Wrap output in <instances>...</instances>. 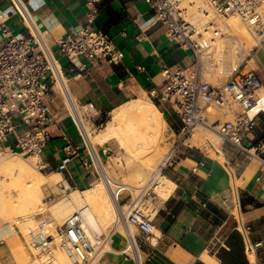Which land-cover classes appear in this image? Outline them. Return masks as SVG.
<instances>
[{
	"label": "built area",
	"instance_id": "built-area-1",
	"mask_svg": "<svg viewBox=\"0 0 264 264\" xmlns=\"http://www.w3.org/2000/svg\"><path fill=\"white\" fill-rule=\"evenodd\" d=\"M147 1L153 11L154 22L165 26L168 39L192 50L195 61L187 67L166 65L162 71L165 78L162 87L151 91L153 99L159 103L167 102L175 109L181 125L177 130H171L168 151L154 179L135 188L112 179L101 169L105 161L96 146L88 141L85 112L78 117L75 115L74 109L82 110V107L68 84L69 72H84L88 62H123L125 53L116 40L96 26L102 0H88L85 24L72 27L54 43L38 22L30 0H9L13 14H18L24 22L23 29L15 31L6 19L0 17V153L36 156L39 157V167L48 169L42 155L52 139L50 125L54 114L51 101L57 86L65 97L67 112L82 139V144L72 140L65 144L67 155L59 164V170H68L73 157L85 150L84 166L105 182L118 203V212L106 231L89 229L81 212H75L58 225L55 233L49 232V221L43 220L31 232V245L46 257L48 263L55 260L58 244L72 264H101L106 253L113 248L114 237L120 234L126 243L119 252L134 264H145L143 246L152 241L156 228L154 219L158 202L154 180L158 174L177 163L184 149H204L193 142L201 129L217 134L241 151L249 150L245 139L256 117H251L249 110L258 103L264 81L257 70L241 71L239 65L232 69L223 83H213L205 77L203 57L210 53L213 40L222 33L219 22L211 17V10L221 17L239 15L261 31L264 28V0H203V4L193 0ZM201 20H205L203 24ZM63 58L68 61L66 66L61 62ZM218 111L235 114L232 119L219 116L212 119ZM91 125L97 130L103 122L94 121ZM206 142L220 152L209 137H206ZM259 158L264 161L262 155ZM244 229L248 233L250 227L246 225Z\"/></svg>",
	"mask_w": 264,
	"mask_h": 264
},
{
	"label": "crops",
	"instance_id": "crops-1",
	"mask_svg": "<svg viewBox=\"0 0 264 264\" xmlns=\"http://www.w3.org/2000/svg\"><path fill=\"white\" fill-rule=\"evenodd\" d=\"M30 7L54 43L72 27L85 24L89 4L88 0H30ZM152 16L147 0H102L96 26L116 40L125 56L119 64L88 62L84 72H69L71 93L90 124L99 123L125 103L152 97L151 91L160 89L164 83L162 71L166 65L187 67L195 61L193 51L168 39L165 26L154 22ZM0 17L15 31L24 27L21 17L13 14L9 0H0ZM54 49L59 55L58 48ZM257 54L258 68L250 69L257 70L264 79V40ZM61 62L64 66L68 63L64 58ZM247 66H241V71H246ZM55 91L51 101L52 139L42 155L49 171L59 170L67 155L64 146L68 140L82 144L67 112L65 97L57 86ZM157 105L169 128L177 130L181 120L175 109L167 102ZM77 110L83 115L81 109ZM77 110L74 109L76 116ZM229 112L235 114L225 113ZM113 143L114 139L96 143L103 160L109 156ZM245 144L248 151L223 141L222 153L216 152L217 157L204 149L187 148L177 163L165 170L172 191L167 198L157 201L155 233L152 241L143 246L145 264H264V161L259 158L264 155V115L261 112L256 115ZM85 155L86 151H81L68 163V170L60 172L80 191L92 188L98 179L95 172L84 166ZM246 225L250 227L248 233L244 229ZM125 243V238L117 234L113 248L101 264H134L119 252ZM14 249L0 228V264H20Z\"/></svg>",
	"mask_w": 264,
	"mask_h": 264
},
{
	"label": "rangeland",
	"instance_id": "rangeland-1",
	"mask_svg": "<svg viewBox=\"0 0 264 264\" xmlns=\"http://www.w3.org/2000/svg\"><path fill=\"white\" fill-rule=\"evenodd\" d=\"M186 1L188 2L191 0H186ZM193 1H195V0H193ZM200 1L201 2H198V1H195V2L197 4H201V3L203 4V0H200ZM214 15H216V14L214 13ZM219 17L221 18V20H219L220 19ZM219 17H218V19L217 18L216 19L218 22L220 21L219 22L220 27H222V25H224L223 24L224 21L225 22L232 21L235 18V20H233L234 23L232 22L233 23L232 27H233V25H235L238 28H236V29L232 28L230 30V27L228 28V27L224 26L225 28L224 27L222 28V33L225 34L224 36H226V38H230V40H228L227 43L230 44V42L235 41L238 44L237 50H239V48H240V50L234 52V48L232 45L233 43H231L230 45L226 44L223 51L220 49L218 50L221 53L224 52L223 54L218 52L216 49H212L215 51L211 50L209 54H207L203 57L205 77L207 79H209L211 82L216 83V84L223 83L227 79V75L229 73H231L232 69L235 67V65H237V63H238L237 66L241 65L242 67L248 65L247 66L248 68L246 71H248L250 69V67L257 69L258 68V65H257V55L258 54H257V52H258L259 47L262 45V42L264 40V35H263L264 34V28L261 31H259L253 25H251L249 22H247L242 17H240L239 15L234 14V15H230L227 17H221V16H219ZM239 19H240V21H239ZM247 25H248V27H247ZM235 26H234V28H235ZM250 26H253L254 28L253 27L250 28ZM240 27L244 28L243 30H245V31L247 30V32H244V34H246L248 36L242 34L243 31ZM239 29H241L242 32ZM236 30L239 32V33H237L238 36L236 33H234V31L236 32ZM250 31H251L250 35L253 37H250V35H249ZM240 34H241V37H243L245 40H246L245 37H248V39L250 38L249 40L247 39L248 42H247V40L245 41L243 38L241 39ZM253 38H255V39H253ZM255 40L257 41V43ZM226 46L227 47L230 46V47H228V49H227ZM228 52L230 54H227ZM217 53H218V55H217ZM220 54L222 56H220ZM231 54H233V55L231 56ZM244 54H246V55L244 56ZM234 55H235L236 59H234ZM236 61H239V62H236ZM139 99L147 100V102L153 101L156 104L159 103L158 101H156L155 99H153L152 97H149V96L140 97ZM82 112L84 113V110ZM261 114L264 115V112L261 111ZM112 116H113V113L108 115L105 118V120L103 121V125L97 130L92 128V125L89 122L85 123V121H84L85 128L87 129V132L91 135H97L98 133H100L105 128L107 123L111 120ZM217 116L221 117L222 119H232L234 117V114L231 112L225 113V111H218L217 113H215L212 116V119H215ZM164 128L162 130L163 133L161 132L160 136L157 137L159 139H156L157 141H155V145L152 147L153 150H152V148L150 149L151 151H148V152L147 151L145 152L144 150L143 151L139 150L138 154L133 153L135 151V149H133L134 148L133 146H130L132 144L124 143L118 137H114L113 138L114 143H113L112 150L108 153L109 156L104 159L106 169L108 171V174L111 176V178L115 179L116 181L124 182V183L128 184V186H130L131 188H135L139 185H142V184H145L149 181H152L154 179V174H155L157 168L159 167V163L163 159L165 153L168 151L169 144H170L168 137L171 133V129L169 128L168 125ZM208 132L210 133V135L213 133V132L201 129L200 131L197 132V134L198 133H200V134H198V135L196 134V136L194 137L195 140L193 142L198 144L200 147H203L205 151L210 152L211 155H213L214 157H217L216 151L214 149H212V147L206 142V137H209ZM209 138L211 140H212V138H214L213 141L216 143L217 147L221 150V144L223 142L222 138L220 136H218L217 134H214V133ZM197 139H199V141ZM128 146H130V147H128ZM155 147H158V148L155 149ZM129 148L132 150H130ZM158 149H159V151H158ZM156 151H158L159 154L155 153ZM145 153H148L146 155L149 157H147L146 155H143ZM154 153L156 154L155 159L158 161H156L154 159V157H153V156H155ZM158 155H159V157H158ZM0 156L1 157L14 156V157H17V158L24 160L25 162H29V163H31V166H32V172L35 171V172H33L34 174L32 173V175L33 176L35 175V177H37L36 179L43 180L42 177L46 178V179H44V181H41V180L38 181V184H37L38 190H36V191H38V193L36 192L35 203H34V206L32 207V209L35 210L36 212L35 211L30 212L31 214L34 213L33 214L34 216L32 217L33 220L30 219V222H29V219L27 220V217H26L27 214L23 215L25 212H22V211H26L25 208L22 206V205H24V202L20 198L21 196L20 197L16 196V195L20 194V192H19L20 190L25 192L24 191L25 189H22V187L27 186V185L26 184L24 185V182H21L22 180H18V179L14 180L11 177L5 176V174L2 173L4 171H0V179L2 180V181L0 180V184L2 183L4 185L2 187L5 189V191L7 193H10V192L14 193V194L16 193L15 197H18V198H15V197L14 198L19 201L17 203L16 202L12 203V205H11L12 207L9 206V209H7L8 212L11 211L10 214H12V215H10L7 211L6 212L4 211L5 214L3 212L2 215L0 216V228L4 229V232L6 234V239L9 240L11 242V244L13 245V247L15 248L14 251L17 255V259H18L19 263L20 264H60L59 260L63 259L64 264H72V261L69 258V256L67 255V253L58 244L55 247V256H56L55 260L51 263L46 262V257L41 256L39 254L38 250H36L31 245V232L43 220L49 221V226H48L49 232L55 233L56 227L58 225L63 224L66 221V219L70 215L73 214V212L74 213L75 212H81V210H79V209L78 210L74 209L72 212H70L72 214H66V216H64L63 218L57 217L54 214V212H52L54 203L59 202L60 199L62 200L64 198H67L68 195H70L71 192L75 189L74 187H72L71 184L68 183V181H70V180L67 179V177L63 173H61V175L58 178L56 177L57 180L54 178L52 173L61 172V170L49 171L48 169H46V170L41 169L38 165L39 157L21 155L19 153H11V152L0 153ZM150 157H153L155 166H152L153 168L146 173V175L144 177L145 179H142L140 176H137V169H138V167H140L142 165V163L140 165V162H143L144 159H146V158H148L146 160H149ZM218 157L222 159L221 156H218ZM263 157H264V155H263ZM33 161H35V162H33ZM156 162H158V163H156ZM132 163H134L133 168L131 167ZM143 164H144V162H143ZM135 167H137V168L135 169ZM33 169H35V170H33ZM37 173L38 174L40 173V174L38 175ZM44 174H47V176H50L49 178H52L53 181L50 180L49 178L43 176ZM50 174L52 175V177ZM163 174H165V171L163 172ZM39 176H40V178H39ZM97 178L98 179L96 180V184L93 185L92 187L98 186L99 184L100 185L104 184V186L101 185L103 187V193H104V194L103 193L102 194L105 195L103 197H105L106 200L111 199L112 195L110 194V191H109L107 185L105 184V182L102 179H100V177L98 175H97ZM3 179H5V180H3ZM22 185H24V186H22ZM100 185H99V187H101ZM24 188H26V187H24ZM17 191L19 192V194L17 193ZM22 191H21L22 194H20V195L23 196L24 194ZM85 193L86 192L81 191L80 195L86 198L87 195ZM121 197H122V195H120V198ZM156 200L159 201V199H157V198H156ZM85 202L87 203V204L85 203L86 205L90 206L93 209L95 208L94 206H96L91 201H85ZM14 204H16L19 207L17 208V206ZM13 207H15V208H13ZM22 207H23V210H21ZM11 209H14V210L16 209V210L12 212ZM6 214H7V216H6ZM115 216H116V214H112L110 217H113V218H108V220L102 219L103 221L102 220L100 221V226H98L94 223H91L89 218H86L85 223H86V226L89 227V229H91V230L106 231L108 229V227L111 225V223L113 222V220L115 219ZM101 224H104V225H101ZM65 259H67V260H65Z\"/></svg>",
	"mask_w": 264,
	"mask_h": 264
},
{
	"label": "bare ground",
	"instance_id": "bare-ground-1",
	"mask_svg": "<svg viewBox=\"0 0 264 264\" xmlns=\"http://www.w3.org/2000/svg\"><path fill=\"white\" fill-rule=\"evenodd\" d=\"M195 1L201 2L200 0H195ZM217 16L214 15V12L211 10V17L214 18V19H216V18L218 19L219 16L218 17ZM219 20H221V18ZM233 20H235V18ZM233 20L232 21H228V22L224 21V23H223L224 25H222L221 29L224 26L228 27V28L230 27V30L232 28L233 29L238 28L235 25H233V27H232V24L234 23ZM203 21H205V20H201L202 24H203ZM239 21H240V19H239ZM234 26H235V28H234ZM247 27H248V25H247ZM251 27H253V26H250V28ZM241 29H242L243 32L241 31ZM241 29H239V30L242 32V34L246 35V34H244V32H247V30L246 31L243 30L244 28H241ZM234 33L237 34L239 32L236 30V32L234 31ZM250 34H251V31H250L249 35ZM224 35H225L224 33H222L221 35L219 34L213 40V49H216L217 51L220 49V50L223 51L224 48H225V45L229 44L227 42H228V40H230V38H226V36H224ZM237 36H238V34H237ZM246 36H248V35H246ZM250 37H253V36L250 35ZM240 38L241 39L243 38V37H241V34H240ZM245 38H246V40L248 39V37H245ZM253 39H255V38H253ZM248 40H247V42H248ZM231 43H233L232 45H233V48H234V52L240 50V48H239V50H237V47H238L237 45L238 44L235 41L230 42V44ZM256 43H257V41H256ZM228 47H230V46H228ZM228 47H227V49H228ZM212 51H215V50H212ZM218 52H220V51H218ZM223 53H221V54H223ZM221 54H220V56H222ZM227 54H230V53L228 52ZM233 54H231V56ZM217 55H218V53H217ZM245 55L246 54H244V56ZM234 59H236L235 55H234ZM236 62H239V61H236ZM237 65H238V63H237ZM237 65H235V66H237ZM59 86L61 87L60 83H59ZM261 111L264 112V87L260 91L258 103L249 110V115L251 117H254V116L257 115V113H260ZM76 112H77V117H78V115H82V113L80 111L77 110ZM167 125H168V123H167L166 119L163 116V112L160 110V108L158 107V105L155 102H153V101L147 102V100H144V99H137V100H133V101H130L128 103H125L124 105H122V106L118 107L117 109H115L113 111V116H112L111 120L107 123L105 128L100 133H98L97 135H91V134L88 133L87 137H88V141H89L90 145H94V146H96V143L103 144L104 142H106V141H108L110 139H113L114 137H118L124 143L132 144L130 146H133L134 147L133 149H135V151L133 153L138 154L139 150H141V151L144 150L145 152L146 151L147 152L151 151L150 149L155 145V141H157L156 139H159L157 137L160 136L163 128L166 127ZM198 134H200V133H198ZM208 134H209V137H210L213 133L210 135V133L208 132ZM213 139L214 138H212V140ZM197 140L199 141V139H197ZM130 146H128V147H130ZM156 148H158V147H155V149ZM130 150H132V149H130ZM152 150H153V148H152ZM158 151H159V149H158ZM158 151H156L155 153H158ZM220 153H222V152H220ZM146 154H148V153H145L143 155H146ZM1 156H0V171H4L2 173H4L5 176L11 177L14 180L15 179L22 180L21 182H24V185L25 184L27 185V186L22 185V186L26 187V188L22 187V189H25L24 190L25 192H23L22 190L19 189L20 190L19 191L20 194H22L21 193V191H22L24 195L23 196L20 195L19 192L17 191V193L19 195H16V196H19V197L21 196L20 198L24 202V205H22V206L26 210V211H22V212H25L24 214L23 213L22 214L23 215L27 214L26 215L27 220L29 219V222H30V219H32V217L34 216L33 215L34 213L31 214L30 212H34L35 211V210L32 209V207L34 206V203H35L36 192L38 193V191H36V190H38V188H37L38 185L37 184H38V181H40L41 179H36L37 177H35V175L34 176L32 175V173L35 172V171L32 172L31 163L25 162L24 160H22L20 158H17V157H14V156H4V157H1ZM34 157H36V156H34ZM147 157H149V156H147ZM153 157L155 159L156 158V154ZM153 157H150L149 160H146L148 158L144 159V161L142 160L144 162V164H143V162H140V165H141V163H142V165L140 167H138V169H137V176H140L142 179H145L144 177H145L146 173L153 168L152 166H155ZM158 157H159V155H158ZM156 161H158V160H156ZM33 162H35V161H33ZM156 163H158V162H156ZM133 164L134 163H132V166H131L132 168H133ZM159 165H160V163H159ZM136 168L137 167H135V169ZM101 169L103 171H105L106 173H108V171L106 169V166H102L101 165ZM33 170H35V169H33ZM54 173H52V174H53L54 178L57 180V178L61 175V173L60 172H54ZM43 176H45L47 178L50 177V176H47V174H44ZM51 177H52V175H51ZM39 178H40V176H39ZM42 179L43 180H41V181H44V179H46V178L42 177ZM49 179L52 180V178H49ZM3 180H5V179H3ZM154 181H156V183H157L155 185V193H156L155 198H157L159 200H164L170 194V191H172L171 190L172 189L171 188V185H172L171 180L165 174H159L155 178ZM99 185L98 186H94V187L89 188V189L87 188V190L84 191V192H86L85 194L87 195L86 196L84 194L86 196V198L80 195V193H81L80 190L74 189L71 192V194L68 195L67 198H64L62 200L60 199L59 202L54 203L52 212H54V214L57 217L63 218L64 216H66V214H72L70 212H72L74 209H77V210L79 209V210H81V213L83 215V219L84 220H86V218H89L91 223H94V224L100 226V221L102 219L103 220L104 219L108 220V218H113V217H110L112 214H117V212H118V203H117V200H116L115 197H112V198L110 197L111 199L108 198L109 200H106L105 197H103L105 195H103L104 194L103 193V187L101 186V185L104 186V184H101L100 185L101 187H99ZM2 186H4V185L1 183L0 184V216L2 215V213L4 211L8 212L7 209H9V206H11L12 203L19 202L17 199H15V198H18V197H15L16 193L15 194L11 193V192L7 193ZM85 201H91L92 203H94L96 205V206H94L95 208L93 209L90 206L86 205L87 203ZM14 205H16V204H14ZM18 207L19 206H17V208ZM23 207H22L21 210H23ZM13 208H15V207H13ZM11 210L13 212L16 209L15 210L11 209ZM5 212H4V214H5ZM10 212H8V213L10 214ZM7 214H6V216H7ZM73 214H74V212H73ZM10 215H12V214H10ZM101 225H104V224H101ZM99 231H103V230H99ZM65 260H67V259H65ZM59 262H60V264H64L63 259L59 260Z\"/></svg>",
	"mask_w": 264,
	"mask_h": 264
},
{
	"label": "trees",
	"instance_id": "trees-1",
	"mask_svg": "<svg viewBox=\"0 0 264 264\" xmlns=\"http://www.w3.org/2000/svg\"><path fill=\"white\" fill-rule=\"evenodd\" d=\"M104 120H105V118L102 121H100L99 123L103 122Z\"/></svg>",
	"mask_w": 264,
	"mask_h": 264
}]
</instances>
